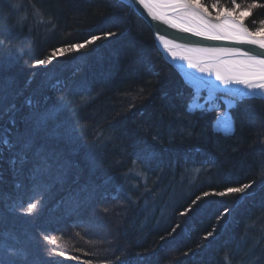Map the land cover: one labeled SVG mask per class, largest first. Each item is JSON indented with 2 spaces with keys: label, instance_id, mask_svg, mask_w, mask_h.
I'll return each mask as SVG.
<instances>
[{
  "label": "trees",
  "instance_id": "trees-1",
  "mask_svg": "<svg viewBox=\"0 0 264 264\" xmlns=\"http://www.w3.org/2000/svg\"><path fill=\"white\" fill-rule=\"evenodd\" d=\"M6 1H12L9 4L17 10V13L12 16H15L18 21L23 17V19L32 21V23L35 22V25H32L34 32L31 31L28 34L29 38L27 40L30 41V47L28 50L26 49L27 53L22 57V63L17 65L16 62L13 63V60H11L10 73L18 80L16 82L20 86L16 88L13 85L15 82L14 77L11 80H8L7 77H5L6 80L4 78L0 79V83L4 87V92H0V94L7 93L8 97L7 99H0V139L7 133L11 135L10 127L13 125L17 127L20 124L19 121H21L22 115L27 113L25 109L28 105L23 107V102L27 103L29 100L34 99L38 103L39 99L58 98V101H61L62 104V107L55 111L54 117L47 116L48 120L46 119L48 122L50 120L59 121L55 124L54 131L46 129L50 134L46 135L43 140L39 139V141L35 137H40L42 133L28 134L32 137L33 145L37 143L49 148V150L46 149V151L41 152L49 157L51 166L40 173L35 172L36 175L34 176L39 181H48L49 176H54L55 179L61 177V180L67 178L72 180L74 184L80 179L83 181L82 184L89 181L88 184L85 183L89 187V191L81 192L95 196V199L100 202L108 200L107 203L114 205V203L124 202V200L136 196L131 188L116 191L121 183H118L116 177L113 178V171L110 170L116 168L117 165L121 166L120 169L122 170H119V176L124 177L125 172L128 175L127 182L129 184L132 179L130 175L143 177L147 173L149 179L154 180L157 177L154 175L159 174L161 170L163 171L162 176L166 180L171 175L178 180L182 176L177 178V175H188L189 177V174L199 172L200 176H204L203 174L206 171L213 170L215 172L211 180H196L199 188L193 194H195L194 198L196 197L197 205L188 212V214H191L188 225L194 222L197 226H188L187 230L189 231L183 229L185 222L188 221H185L186 217L184 218L183 215H178L180 211L185 210L179 207L176 215L166 217V222L157 225V228L162 230L158 233V229H152L154 226L153 217L145 210H141L139 214L147 216L136 220H133L135 219L133 218L129 220L131 224L129 223L126 226H134L133 223L137 222L134 229L128 228L134 234L132 236L128 235V239L122 240L125 247L131 244L129 248L122 251H113L111 248H106L107 244L105 246L97 245L98 252L94 251L96 247L92 250L89 249L88 253L83 250L84 255H86L84 258L92 259V261L84 260L78 264H89V262L90 264H123V262L129 264L127 259L131 257L130 255L137 256L134 264H157L156 262L159 264H220L223 262L229 256V253L221 249L222 245L223 247L225 244L232 246V243L227 240H231V237L243 228L242 221L249 219L250 214L248 211L253 209L258 198H251V192L254 191L251 189H246L243 194H226L222 196L219 193L224 192L228 187H238L248 183H252L254 187L260 186V180L264 181V110H260L264 107V103L240 101L236 106L237 108L232 112L235 118V131L230 135L217 133L215 130H210L214 121V112L198 110L194 113L187 109L188 101H191L194 96L193 88L183 81L174 66L167 63L154 42L150 26L133 12L131 6H126L118 0H39L38 3H34V8L28 10L27 0ZM4 2L0 3V27L2 26V29L5 30V28L11 26L9 21H4L2 18L1 6L4 5ZM204 2L210 5L214 0H204ZM221 2L225 6L230 4V0H221ZM237 2L243 5L245 2H251V0H237ZM259 2L264 3V0H259ZM209 10L216 14L214 9L210 8ZM260 20H264V9H254L253 15L246 18L245 22L249 28H253L259 26ZM252 21L256 23L253 24ZM37 23L41 24L38 29L35 28ZM41 28L45 32L39 30ZM41 31L43 32L42 38L45 40L43 44L37 42L36 38L38 37H34V34L41 33ZM108 32L114 35L104 36ZM93 36L101 38L90 44L85 43L91 40ZM1 41H4V39ZM21 42L20 44L23 45L24 43ZM33 42L36 44L33 45ZM6 43L9 44L10 41ZM81 43H84L85 47L79 49L69 47ZM55 49H62V51L53 56ZM16 57L20 59V56L16 55ZM49 57H52L50 63L37 64L38 60H48ZM71 61H73V66H71H76L74 70L81 71L75 76L79 80L74 83L69 82L70 75H66L67 68L65 66H68L67 64ZM72 67L70 69L73 72ZM57 69L59 70L57 72L65 70L64 73H59L61 75L57 78L58 81H56ZM94 78L99 82L92 88L88 87L87 81ZM83 99L87 102L80 103ZM71 103L74 109L72 113L68 111V106ZM20 107L23 108V111L17 115L20 120L11 121L9 115L15 113V109ZM66 110L67 114L65 115L64 111ZM89 113L94 114V120H89V125L93 124L92 129L94 131L92 134H99L101 129L100 135H102V141L106 143L107 149L98 151L96 153L98 157L86 159L87 154L85 151H87V147L85 144L83 145L86 139V136H84L86 127L83 125V118ZM66 117V123L64 124L63 119ZM62 131H70V133L63 140L64 145L61 146L60 133ZM10 135L8 136L13 142L20 138V136ZM100 135L96 136L100 138ZM47 136L50 139H47ZM77 136L81 138L83 136L82 141L79 137L77 139ZM68 140L69 147H73V155H70L73 162L77 164V160L74 159H79L81 162L82 159H86V163L91 161L85 163L86 165L82 164L79 167L80 170L72 168L69 170L68 164H65L64 160L60 158L63 156L62 150L65 149L64 152L66 151ZM157 141H162V145ZM0 146L2 148V152H0V183L2 185L0 193L4 199L6 195L7 197L21 198L22 193L20 191L22 189L18 190L17 185L19 184L15 181H18L21 176L25 178L27 174H35L33 163L37 159L35 157L37 149H35V154L28 152V161L24 162L23 165L17 163L13 166L9 160L8 162L4 158H7L8 154H16L19 151V145L13 149ZM118 147L126 149L128 154L120 153ZM79 155L84 158H78ZM122 156L127 159L120 163L123 159ZM198 166H200V169H198ZM168 168L172 169L171 172ZM42 173L44 174L42 175ZM164 184L162 183V188ZM174 186L176 191V189L178 190L177 186L180 185L175 184ZM43 188L42 190L46 192H52L53 190L52 188ZM30 190L35 192V195L32 196L35 198L43 194L41 187L37 188V185L36 189L32 186ZM143 190L145 193L140 197L149 200L151 203L154 197L153 194H147V190ZM204 192H213V198L212 196L211 199L207 198ZM187 197L186 195L185 199L188 200V203L193 200V196ZM236 197L238 198L236 199ZM135 198L132 208L136 205V207L139 206L138 202L140 200L137 201L138 197ZM159 198L162 200L164 196ZM165 198L167 199V197ZM239 198L242 200L235 203L233 221L225 229L223 225L228 216L224 215L221 222L217 217L218 212L215 216L216 212H211L208 207L220 203V209L223 208L221 211L227 210L228 206ZM71 199L73 198L71 197ZM70 200L67 199L62 202V199H59V201L55 199V201H58V205L59 202L63 203L65 209H72L69 206ZM107 203H100L99 209L101 208L102 214L99 216H105L108 219L116 218H113L112 214L106 216L104 206ZM4 204H6V201ZM23 204L24 206L16 209L9 207L11 211L5 215H10L9 218L16 216L26 207L24 202ZM181 206L183 207V205ZM5 207V205L0 204V215L2 216L1 209H5ZM40 207L47 208V206L44 207L39 203L38 208ZM84 208L86 207H82L83 215H87V218L89 213L99 212V209L95 210L94 207L85 210ZM76 210H72L71 213L75 215ZM126 210L129 216L133 215L134 211L131 208L126 207ZM227 212L225 213L227 214ZM34 213L36 212L34 211ZM250 213L253 215L256 212L252 210ZM23 216V219H26L27 215L23 214ZM22 217H18V221H21ZM82 218L79 221L84 223L87 219L83 220ZM8 224V222L5 224L0 221V262H3V264H44L46 255L50 256L54 254L52 252H56V250L49 251L47 249V254L26 253L24 247L14 245L13 237L8 234L12 231L9 227L14 226L16 230L21 231L23 226L20 225V222L13 226ZM62 224H65V222ZM82 225L72 224L70 229L66 225H63L65 228L61 226L55 228H58L59 231L64 228L71 234L73 231L79 234L80 229L83 228ZM176 225H179V227L176 228L173 241L179 239L178 244L164 247L160 256V251H153L157 254L158 259L156 262H151L153 256L150 251L152 248L153 250L157 249L153 244L157 236L150 237L148 230L154 231V233L163 237L172 232L171 229ZM33 228L34 225H30V230ZM64 230L59 233H52L51 237L54 235L60 237ZM209 232L217 235L213 241L205 237ZM107 234L114 240L115 237L112 233L107 232ZM180 234L183 238L181 240ZM4 235L6 237H2ZM244 240L250 246L249 239L244 238ZM64 241L66 242V240ZM59 243L57 245L64 246L62 247L63 253V249L67 245L63 242ZM173 246H177L180 251ZM110 247L116 248L117 245H111ZM195 248L201 251L178 260L181 253L183 254L184 251L190 253ZM169 252H174L175 256L173 255L169 259L168 256L166 257ZM54 255L57 256V254ZM53 261L55 264H60L59 257H55ZM225 261H230V258ZM256 261L262 264L259 258Z\"/></svg>",
  "mask_w": 264,
  "mask_h": 264
},
{
  "label": "bare ground",
  "instance_id": "bare-ground-1",
  "mask_svg": "<svg viewBox=\"0 0 264 264\" xmlns=\"http://www.w3.org/2000/svg\"><path fill=\"white\" fill-rule=\"evenodd\" d=\"M133 1H134V3H136L138 5L139 9H141L142 11H145V13H147V15L149 17H151V15H149L147 9H145L143 6H140L138 4L137 0H133ZM153 8H154V11L158 15H166L167 14L166 16H167L168 20H170V21L175 20L178 23H184L189 27H200L201 26V22L199 20H195V19H192L190 17H182V15L180 13H176V12L172 11V9L168 6L158 5V7H153ZM3 15H4V13H3ZM2 18L4 21H7L4 19V17H2ZM9 19L12 20L14 25L16 26V29H12V30H16L13 32V34L17 35V37H18L17 41L18 42L22 41L21 43H24L27 46V50H28L30 47V43H29L30 41L27 40V38H29L28 34L31 31L34 32V30L30 27H32V25H35V22L32 23V21H28L27 19H23L22 22L19 23L15 16H11V17H9ZM222 19L223 18H221V20ZM145 22H146V20H145ZM212 23H214V24L219 23V21L214 20V22L212 21ZM146 24H148V23L146 22ZM154 24L156 25V28H157L156 31H157L158 39H159V42L161 45H164L168 40H172V39L175 40L177 44H197V45H201L204 47L215 48V49H234L237 46L243 45V44L238 43V42L233 41V40H206V39H203L199 36L194 35L191 32H186V31L181 30L180 28L173 27L170 22H165L163 20L155 19ZM148 25L150 26V24H148ZM151 31H152V28H151ZM8 33H12V32H10L9 29H8V31L2 29V26L0 27V59L2 60V61H0V63H3V65L0 64V79L7 77L8 80H11L14 76L10 73V66H9L8 62L6 63V55L5 54H6L7 50L14 51L16 49V47L11 43H9V44L6 43L7 42L6 37L8 36ZM152 35L154 36V42L156 44V36L153 34V31H152ZM161 36L165 37L164 41H162L160 39ZM34 37H37V36L34 34ZM2 39H4V41H6V42L1 41ZM25 45H24V47H26ZM226 45H229V48H225ZM170 47L172 48V51L176 54L177 57L189 56V57H191V60L193 63H200L201 66H205V67H207L209 65V63L212 65L213 74L211 76H209L207 73H201V72L197 71L195 68L188 67L187 61H184V60H181L178 58L174 59L176 64L183 70L185 76H187L189 80L187 78H185L177 69L179 74H180V77H182L183 81L192 88H193V86H192L193 84L190 85L191 82L194 84H195V82H198V83L205 84V85L206 84L217 85L221 88H226L225 91H227L228 88L229 89L233 88L237 92L239 91V92L243 93L244 95H247L246 93L248 92V89H246L243 85L233 83L230 86H226L220 80L216 79L215 72L218 70L220 72V74L224 75V76L245 78V77H248L250 75V73H252L253 71H258V70L250 69L246 66V62H247L248 58L245 56L227 55L224 58L221 56L218 57V55L221 54L220 52H216V53L194 52V51H188L187 49H184V48H178V47H175L173 45H170ZM25 50H26V48H25ZM241 50H243V51L245 50L246 52L249 51V50L247 51V49H245V48L241 49ZM161 54H162V52H161ZM168 54H169V52H168ZM170 56H172V55H170ZM206 57H208V58H206ZM209 57L213 58L214 60H210ZM171 66H174V65L171 64ZM196 73L199 75V77L202 76L203 78L198 79V77L196 76ZM193 77L195 78V80L193 79ZM13 80L15 81L13 83V85L16 88L19 87L20 84H18L16 82L18 80H16L15 77L13 78ZM198 89H199V87H198ZM31 101H32V103H31L30 107L27 106L28 102L27 103L23 102V106H27V108L25 110L27 111L28 114L33 113V112H37L35 115H38L41 113H48L49 114L48 116L54 117L55 111L58 110L59 107H62L61 101H58V98H56V99L47 98V99H43V100L39 99L38 103L35 102L34 99ZM188 104H190V102ZM220 108H221L220 110H224L225 107L221 106ZM262 109L264 110V107L260 108V110H262ZM227 110H229V108H227ZM209 111H212V110H209ZM213 111H215V110H213ZM224 113L230 114V110L225 111ZM64 114L65 115L67 114V110L64 111ZM35 115H34V117H31V118H28V117L23 118L21 121H19L20 124H18L17 127H15L14 125L11 126L10 127L11 128V132H10L11 135L9 133H7V134L10 136L14 135V136L22 137V136H27L28 134H34V133L40 132V131H42V133H44V131L46 129L48 131L49 130L54 131L53 128L56 127L55 124L59 122L58 120H56V121L50 120V122L45 120L43 125L38 126L35 122ZM231 115L234 118L233 113H231ZM213 118L216 119V116H214ZM52 119H54V118H52ZM215 121H213V123H215ZM34 125H36V127L37 126L38 127L37 128L33 127ZM211 128L212 129H210V130L215 129L214 124L211 125ZM69 133H70V131H67V132L62 131L60 133L61 134V136H60V139H61L60 145L61 146L64 145L62 139H65L69 135ZM225 135H230V134L225 133ZM47 139H50V137L47 136ZM33 147L32 148L34 149V152H35V149L40 150V151H46V149L49 150L48 147L46 148L42 144H37V143L34 144ZM66 147L67 148L69 147V140L66 144ZM64 150H62V151H64ZM14 155L8 154L7 155L8 159L7 158H4V159H6V161H8V160L10 161ZM35 157L37 158V154ZM27 163H29V162H27ZM179 171H181V170H179ZM36 173H40V172H36ZM36 173L35 174L31 173V175L27 174L26 175L27 177L25 176V178H23L21 176V178L18 179V181H15L16 183L18 182V184H19V186L17 185L18 190L22 189L20 191L22 193L21 198L20 199L18 198V200H15V199H12L14 197H7V195L5 196L4 201L2 203L0 202V204L2 206H4V205L6 206L5 210L3 209L6 214L9 211H11L10 208L16 209L18 207L20 208L21 206H24L23 202L26 204V207H27V203L29 202V199H31L32 196L35 195V192L31 191L30 188H32V186H33V188L36 189V185H37V188H40V187L41 188H43V187L52 188L53 190L51 193H54V194H56V193L65 194L62 198L59 197L58 201H59V199H62V202H63V201H66L67 199L70 200L72 197L74 201H77L76 205L78 207H81V208H78L74 212L75 215H73V213H71V212H73L72 210H75V209H71V208L65 209L63 206V203L59 202V205H58L57 204L58 201L48 200L47 203H49L52 206L49 209V212H47L48 207L46 209H43V207H40V208H38L37 211L35 210L36 213H33L32 215H27L26 219H23L24 216L22 217V215L24 214V212L21 210L20 213L16 214V216H11L10 218H9L10 215L9 216L5 215V217L0 215V221L5 223V224L8 222L9 226H13V225L20 222V225L23 226V229L21 231H18V230H16V228H14V226L9 227L12 231L9 232L8 234H11V237H13L14 245H16V246L20 245V246L24 247V251L26 253L30 252V253L47 254V252H48L47 249H49V251H55L56 250L57 253L56 252H52V253L57 254V258L60 257L61 259H63L62 263L65 264V261H67L65 259H68V258H64V256H61L62 247H64V246L63 245L62 246L57 245V243H59V240H54L51 242L52 238L48 235L55 233V232H57V233L61 232L65 228L63 225L69 226L68 229H70L72 224H77V225L84 224L83 222L79 221L80 218H82L83 213H84L82 207H86V208H84V210L87 208L92 209V207H94L95 210H98L100 203L101 202L107 203L108 200H103L100 202L99 200H96L95 196H93V195H87L86 192H81V193L77 192L76 191L77 187H75L74 182L72 180H68L67 178H63L61 180V177L60 178L58 177L55 179L54 176L53 177L49 176L48 181H43V182L39 181L37 179V177L34 176V175H36ZM43 174L44 173H42V175ZM196 176H197V174H195V173L191 174L188 177L187 183H189L190 180L195 178ZM260 181L261 182L259 183V185L260 184L261 185L255 186L256 188L254 187V185H252V183L251 184L248 183L251 185V187H249L247 190H249V189L254 190L251 192L252 193L251 198H258L256 200L255 205L253 206V209H252L256 213H253V215H252V213H249L250 214L249 219L242 221V224L244 226H242L243 228L240 230V232L242 234H244L243 237L248 238V239H254L258 235H261L260 234L261 233V223L263 222V219H264V217H263L264 216L263 215L264 214V181L263 180H260ZM187 183L182 182V185L185 188H188L189 185ZM180 188H182V187H180ZM143 189H145V188H143ZM178 190H180V189L178 188ZM178 190H176V192H178ZM157 191L159 192L160 189H158ZM161 193H162V196H164V198L161 200L162 202L160 201L159 207L156 208V205L154 204L155 201H154V203L151 204L149 202V200H147V203H149L150 206H152L154 208V209L151 208L150 211L148 210L149 212L147 211V213L153 217L154 226L158 225V222L160 220L158 218H162V217H160V212L166 211L167 208L164 205H166V204L168 205L169 204L168 202L170 200V198H169V200L166 201V198H165V197H167V199H168V196L170 195L169 192L164 193L161 191ZM206 193H207V195H205ZM204 195L207 196V198H210L211 196L213 198V192H204ZM259 197H261V198H259ZM241 200L242 199H238L233 204H230L227 208V211H228L227 214L225 213L226 210L221 211L223 208L220 209V207H221L219 205L220 203H215L212 205L210 203L211 206L209 205L210 207H208V208H209V210H211V212H213V213L216 212L215 216H217V212H218V214L220 216L218 215L217 217H218L219 221H221V222L223 220V216L227 215L228 217L226 218V221L224 222L223 228L224 227L228 228L229 227L228 224L232 223V221H233V213H234V208L236 206L235 203L240 202ZM5 201H6V204H4ZM180 203H181V205H183L185 207L190 204V202L188 203V200H186L185 198H183V200ZM107 204H110V203H107ZM252 210L249 209L248 212H252ZM98 211H99V214L97 212V215H94L93 217H95V216L98 217L99 215L102 214L101 208ZM220 212H222V213H220ZM38 214H41V216H38ZM183 216H184V218L187 217V215H183ZM251 216H252V218H250ZM258 216H260V217H258ZM18 217H22L21 221H18ZM94 219H96V218H94ZM36 220H38V221H36ZM63 222H65V224H62ZM252 222H254V223L258 222V223L252 225L253 224ZM30 225H34V228H36V231L38 233L35 232V230L31 231L29 228ZM59 226L64 227V228L61 229V231H59V230H57L58 228H55V227H59ZM184 226L185 227L183 229L187 230L189 227L197 226V224H194V222L191 223L190 225H188V223H185ZM96 229L98 231L101 228L97 227ZM187 231H189V230H187ZM126 232L128 235H131V236L134 234V232H131V231H126ZM73 233H76V231H73ZM121 233L122 234H119L118 236L114 234V237H117L118 239L126 238L123 235L122 231H121ZM105 236L107 237V235H105ZM222 236H223V234H222ZM2 237H6V235H4ZM45 237H49V239L46 240ZM54 237H56V236L54 235ZM205 237H207V235ZM231 239H234V238H231ZM115 240H117V239L113 240V239L109 238L108 241H105V244L112 245L113 243H115ZM57 246H59L60 248ZM221 249H224V251L229 250L228 251L229 256H227L223 262H225L226 264H243V263H241V258H238V256L240 257L243 255H246L244 253H247V252H245L244 250L241 251L239 249H235L232 246L226 245V244H225V247H223V245H222ZM227 258L228 259L230 258L231 262L225 261ZM259 260L262 263H264V257H262ZM223 262H221V263L225 264Z\"/></svg>",
  "mask_w": 264,
  "mask_h": 264
},
{
  "label": "rangeland",
  "instance_id": "rangeland-1",
  "mask_svg": "<svg viewBox=\"0 0 264 264\" xmlns=\"http://www.w3.org/2000/svg\"><path fill=\"white\" fill-rule=\"evenodd\" d=\"M4 1H6V0H1V2H4ZM38 1L39 0H33V1L27 0L26 2H28V3H26V6H27V8L29 7L28 10L30 8H34V3H38ZM118 1L121 2V3H124L121 0H118ZM9 2H12V1H6V2H4V5L2 4L1 9H2V11L4 13V15H3L4 19L7 20V22L9 21V23H10L9 25L11 26V27L5 28V30L8 31V29H9L10 32H12V33H8V36L6 37L7 38V41H10V43L13 44L16 47V49L14 51L7 50L6 51V54H5L6 55V63L8 62L9 66L11 67L12 66L11 65V60H13V63L16 62L17 65H20V63H22L21 62L22 57L24 56V54L26 55V53H27V50H25V48L27 49V46L25 45L26 47H24V44L21 45L20 44V41L19 42L17 41L18 37L15 34H13V32L16 31V30H12V29H16V26L14 25L13 21L9 19V17H11L12 15H14V13L16 14L17 13V10L13 6H11V4H9ZM124 4L126 6L127 5L128 6H131L128 3H124ZM132 10H133V7H132ZM133 12L135 14H137L134 10H133ZM137 15H139L142 18V16L140 14H137ZM212 16L213 17L214 16L216 17V14L215 13L214 14L212 13ZM142 19L144 20V18H142ZM40 25H39V23H37V25L35 26V28L38 29V26L40 27ZM245 25L248 26L246 24V22H245ZM30 28H33V27H30ZM39 30H42L43 32H45L44 29H42V28L39 29ZM42 31H41V33L35 34L38 37V38H36L37 39V42H39L40 44L41 43L43 44V42H45V40L42 38V35H43V32ZM32 44L34 45L36 43L33 42ZM157 48H158V46H157ZM158 50H159V48H158ZM159 52L161 53L160 50H159ZM16 55L20 56V59H18L16 57ZM165 60L167 61V59H165ZM0 61H2V60L0 59ZM72 62L73 61H71V63H68L67 64L68 66H65V67L67 68L66 75L69 74L70 75L69 78H71V79L68 78L69 79L68 81L71 82V83L72 82L74 83V82H77L79 80V78L77 79V77H75V76L78 75V73L81 72V71L74 70L76 66L72 67L73 66V63ZM167 63H169V62L167 61ZM0 64L3 65V63H0ZM56 67H59V66H56ZM70 67H72L75 72L74 71L72 72V69H70ZM57 71H59V70L57 69L56 72ZM61 72L64 73L65 70H62L60 72H57V74H56V81H58L57 78L60 77L61 74L59 75V73H61ZM4 79L6 80V78H4ZM68 81H66V82H68ZM98 82L96 81L95 78L93 80L92 79L91 80H88L87 81L88 87H91L92 88L94 85L96 86V84ZM3 90H4L3 84L0 83V92H4ZM193 90H194V96H193V98H192L191 101L190 100L188 101V102H190V104L187 105V109H189L191 112H194V113L197 112L198 110L199 111L200 110H203V111L212 110L211 112L216 113L215 116H217L218 113H224L225 111H229L230 110V115H231V113L233 112V110L235 108H237L236 106L238 105V103L240 101H254V102L259 101V103H264V98L263 97L259 98L257 96H251L250 95V97L242 98V97H239V96H235L234 94H231V93H229V94H224V93H219V92L218 93H215V92H212V91H209V90H202V89L199 90L198 88H194ZM1 98L7 99L8 98L7 97V93L0 94V99ZM82 102H85L86 103L87 101L83 99V100H81L80 103H82ZM233 102H235V103L233 104ZM27 104L30 107L31 104H29V103H27ZM221 106L222 107L224 106L226 109L224 108V110H220L221 109L220 108ZM227 108H229V110H227ZM213 110H215V111H213ZM22 111H23V108L22 107H20L18 109H15V113L16 112H18V113L16 115H15V113H11L9 115V117H11V121L16 122L17 120H20L17 117V115L20 112H22ZM68 111H70V113H72L74 111L73 104L72 103L68 106ZM36 113L37 112H33V113H29V114L28 113H25V114L22 115L21 120L23 118H26V117H28V118L34 117V115ZM93 116H94V114H90L89 113L86 117L83 118V125H85V127H86V133L84 134V136H86V139L84 140L85 143H83V145L85 144V146L87 147V151H85L86 154H87V156H86L87 158L86 159H89L90 157H96L97 156L96 153L98 151L107 149V146L105 145L106 143L102 141V135H100L101 132H102V130L100 129V131H99L100 133L99 134L98 133L92 134V132L94 131V129H92L93 128V124H91V126H90L89 125V123H90L89 120L93 121L94 120V117ZM231 118H232V120L234 122L233 123V130L230 133H226V134H231V133H233L235 131V119L233 118L232 115H231ZM66 119H67V117L63 119V123L64 124L66 123ZM215 120L216 119L214 118V121ZM69 121H67V122H69ZM213 124L215 126L216 125V121ZM73 125H75V123H73ZM94 126L97 127L98 125H94ZM33 127H36V125H34ZM213 130H216L217 133H221V134H224L225 135V132L222 129H219V128L215 127V129H213ZM40 132L42 133V131H40ZM49 134L50 133L45 130L44 133H42L40 137H35V138L38 141H39V139H42L43 140L45 138V136L46 135H49ZM95 134L98 135V136L100 135V138H98ZM105 134H106V132H105ZM78 137H79V139L81 138L80 136H77V139H78ZM82 139H83V136H82V138L80 140L82 141ZM104 139H105V137H104ZM112 139H111V141H112ZM63 140L64 139H62V141ZM78 147L80 148V146H78ZM0 148H1V146H0ZM81 150H82V148H81ZM118 150L122 154H128L126 152V149H123V147L122 148L121 147H118ZM33 151H34V149L32 148L31 151H29V152L31 154H33ZM72 151H73V147L70 146L68 149H66L65 152L63 151V156L61 155L62 157H60L61 159L64 160V163L65 164L66 163L68 164V169L69 170L71 168L72 169H76V170H80L79 167L82 166V164L83 165H86L87 163H90L91 162V161L90 162L87 161V163H86V159H82V162L79 159H74V160H77V164H76L75 162H73V159L70 158V155H73L72 154ZM0 152H2V151H0ZM35 152H34V154H35ZM80 155L78 156V158L79 157L80 158H84V157H81ZM112 155H115V154H112ZM83 156H85V155H83ZM122 158H123V156H122ZM125 159H127V158L121 159L122 161H120V163L121 162L123 163L125 161ZM134 167H135V165H134ZM120 168H121V166H118L117 165L116 168H113L112 170H110V171H113V173H112L114 175L113 178L116 177V180L118 181V183L119 184L121 183L120 185H118L119 186V189L116 188L117 189L116 191L119 192V191H124V189L131 188L134 191V194L136 195L135 197H138L137 201L140 200L138 202V205L139 206L136 207L137 206L136 205L134 208H132V203L136 199L135 197L132 198L133 200L132 199H129V200L127 199V200H124V202L114 203V205H112V204H106L104 206L105 207L104 210L106 211V216H108V214H112L111 216L113 218L114 217H116V218H114V219H108L105 216H102V217H93L94 215H97V213L91 211L92 213H89L88 214L89 215V217H88L89 219L87 218V215H83L84 217L82 219L83 220H86L87 219L86 221H84V223L87 226L84 227V224H83L82 225L83 228L80 229L79 234H77V233L76 234H73V233L71 234V233L67 232L66 229L64 230V232H62V234H61L60 237H57V236L56 237H54V236L51 237L52 234H50V235L47 234L48 236H50L52 238L51 242L58 239L60 241V243L62 241L65 245H67V247L65 249H63V253H64L63 256H64V258H68V259H65V260H67V261H65V264H78V263H80V261H84V260L92 261V259L89 260V259L84 258V257H86V255H84L85 253H84L83 250H85L88 253L90 251L89 249L92 250V249H94L96 247V249H94V251L95 252H98L99 250L97 248V245H99V246L100 245L101 246H105L104 245L105 244V241H108V239L110 238V236L107 234V232L108 233H112L113 236H114V234L118 236L119 234H122L121 233V231H122L123 232V235L126 238H123V239L120 238V239H118L117 237H115V238L113 237L114 239H117V240H115V243H113L112 246L113 245L114 246L117 245V247L116 248L115 247L112 248V247H110L111 245L107 246L108 245L107 244L106 245V248H111L113 251L114 250H117V251L120 250V251H122V250H126L127 248H129V246H131V244L130 245H127L125 247L124 246L125 244L122 242V240L128 239L127 238L128 237V234L126 232L128 230V228L132 230V228L134 229L135 228L134 226H136V224H137V222H136V223H133L134 226L131 225L129 227H126L130 223L129 220H131L133 218H135L133 220H136V219H140V218L146 217L147 215L146 216H144V215L142 216V215L139 214L141 212V210H145V212H147L148 210L150 211L151 208H153L152 206H150L149 203H147V199L145 200L144 198H141L140 197V195H142V194L145 193L144 190H143V188H145L147 190V191L145 190L147 194H149V193L150 194H153L154 197L152 198L151 203H154V201H155L154 204L156 205V207H159V203L161 201L160 198H159V197L162 196L161 191L164 192V193H168V192L172 191L170 193V195L168 196V199H166V201H168L169 200V197H170V200L168 202L169 204L168 205L167 204L164 205L167 208L166 211H161L160 212V217H162L164 219H162V218L160 219V221L158 222L159 223L158 226H159L161 223L167 221L166 217L171 216V215H174V214L176 215V212H178L179 207H181L182 209H186V208H191L192 209V207H196L197 200H196V197L194 198V195L195 194H193V193L196 192L197 188H199L198 185H197L196 180L197 179H201V180L202 179L203 180H211L213 174L215 175V172L213 170L206 171V173L204 172V174H203L204 176H200L201 174H199V172H194L195 174H197L198 177L196 176L195 178L191 179L189 183H187L188 182V175H184V176L183 175H177V178H178V176H182L181 178H178V180L177 179H174L173 176L171 175L170 178L168 176V179L166 180L162 176L163 171L161 170L162 172L160 171L159 174H155L154 175V176H157V177H155L154 180L153 179H149V176L147 175V173L145 175H143L144 178L143 177H136V175H134V176L130 175L132 177V179L130 181L128 180L130 182V184L132 185V186H130V184L127 182V178H128L127 176L128 175L125 172H124V177L123 176H119V170H121ZM149 168H150V165H149ZM198 169H200V166H198ZM171 170H170V172H171ZM131 172H132V170H131ZM190 175L191 174H189V176ZM80 176H81V174H80ZM91 177H92V175H91ZM124 180H125V182H124ZM76 182L77 183H75L74 185H75V187H77V190H76L77 192L81 193V191H87L88 190L89 187L86 184H88L89 181L84 182L82 184L81 182H83V181L80 179V181L77 180ZM182 182L187 183L189 185V187L188 188H185L182 185ZM162 183L163 184L165 183L163 185V188L161 186ZM175 184L180 185V186H177L180 189V190H178V192H176L175 189H174V187H175L174 185ZM0 187H2L1 183H0ZM112 187H113V185H112ZM114 187H116V186L114 185ZM180 187H182V188H180ZM158 189H160L159 192L157 191ZM41 190H42V188H41ZM168 190H170V191H168ZM41 192H43V194L41 196H38L36 199L39 201V203H41L42 206H44V207L47 206L48 207L47 208V212H49V209L52 207L49 203H47L48 200H55V199L57 200L59 197L62 198L65 195V194H60V193L53 194V193H51L49 191L46 192L44 190H42ZM186 195L188 196L187 198H190V197L193 196V198H192L193 200L190 201V204L187 205L186 207L185 206L182 207L180 202L183 200V198L186 197ZM2 196L3 195L1 194V196H0V202H3L4 201V198ZM237 198L238 197H236V199ZM12 199L18 200L17 197L12 198ZM193 201H195V203H193ZM69 202H70L69 206H71L72 209H75L76 210L78 206L76 205V203L74 202V200L71 199ZM126 207L131 208L134 211L133 215L135 217H131L133 215L129 216V214H127ZM3 209H1V210H2L3 216H4L6 213L4 212L5 209L4 210ZM184 211L185 210L180 211L178 213V215H180V213H183ZM248 213H250V212H248ZM98 214H99V212H98ZM186 215H187V217L185 218V221H188V222H185V223H189V221L191 219V217H190L191 214H188L187 213ZM38 216H41V214H38ZM94 218H96V219H94ZM36 221H38V220H36ZM252 223H253L252 225H254V224H257L258 222H256V223L252 222ZM97 227H100L101 229H99L97 231V229H96ZM152 229L153 230H155V229L157 230L158 228H157V226L156 227L153 226ZM159 229L157 230L158 233H160V231H162L161 228H159ZM34 230H35V232H37L36 231V228L32 229L31 231H34ZM84 232H86V233H84ZM105 232H106V234H105ZM260 234L261 235H258L254 239H249L250 246H248L246 244V241L244 240L245 237H243L244 234H242L240 231H238V233H236L235 235H233L231 237V238H234V240L233 239L227 240V241H229V242L232 243L233 248L239 249L241 251L244 250L245 252H247V253H244L246 255H243V256H240V257L238 256V258H241V263H243V264H253L255 262V264H260V262H257L256 259H258V258L261 259L262 257H264V240H263L264 239V222L261 223V233ZM105 235H107V237ZM148 235L150 237H152V238L155 237L154 235H156L157 236V239H159V241H157V239H154L156 241L153 240L154 241L153 244L157 247V249L156 250H153V248H152V250L150 251L151 252L150 254H152V256H153L151 258V260H150L151 262H156L157 259H158V256H156L157 254H155L153 251H156V252H159L160 251V253H159V256H160V254L163 251L164 247H167V246H170V245H176V244H178L177 242L179 241V239L176 240V241H173L175 232L174 233L173 232H169V234H166L165 236H163L164 239H161L160 238L161 236L159 234L154 233V231H151V230H148ZM212 235L213 236H207V237H208V239H211L213 241L214 240V237H216L217 235L215 233L214 234L212 233ZM261 236H263V237H261ZM178 237H179V235H178ZM181 239H183V238H182V236L180 234V240ZM64 240H66V242ZM126 242H129V241H126ZM158 242H160V243H158ZM127 244H129V243H127ZM173 247L178 248L177 246H173ZM178 250H179V248H178ZM200 251H201L200 249H196L195 248L190 253L189 252H186V253H188L187 255H185V251H184L183 254L181 253V256H179V259L178 260H180V259H182L184 257L190 256L192 253L195 254V253L200 252ZM173 253L174 252L167 253L166 257L168 256L169 259H170L174 255ZM227 253H228V250H227ZM92 256H94V255H92ZM130 256L131 257H129L127 259V263L134 264L135 258H137V256L136 255H130ZM55 257H57V256H55L54 254H51L50 256L47 255V257L45 258V261L43 263L44 264H55V262L53 261ZM89 258H92V257H89ZM62 262H63V260L59 257V263L60 264H64ZM156 263L159 264L158 262H156ZM171 263H175V262H171ZM102 264H104V263H102ZM123 264H126V262H123ZM262 264H264V263H262Z\"/></svg>",
  "mask_w": 264,
  "mask_h": 264
},
{
  "label": "snow or ice",
  "instance_id": "snow-or-ice-1",
  "mask_svg": "<svg viewBox=\"0 0 264 264\" xmlns=\"http://www.w3.org/2000/svg\"><path fill=\"white\" fill-rule=\"evenodd\" d=\"M140 6H143L147 9L149 15L152 16L153 19L163 20L165 22H170L173 27L180 28L183 31L191 32L196 36H199L206 40H233L241 44H251L258 47L261 50H264V20L259 21V26L249 28L245 25V20L248 17L253 15L254 9H264V3H260L259 0H251V2L242 3L237 2V0H230V4L225 6L222 4L221 0H214L213 3L207 5L204 0H137ZM155 5H165L172 9V11L176 13H180L182 17H190L195 20H199L201 22L200 27H189L184 23H178L175 20H168L165 15H158L153 6ZM214 9L216 11V20L219 23H212V13L209 9ZM221 18H223L221 20ZM23 17L20 18L21 22ZM255 24V21H252ZM114 35L111 32L105 33L104 36H112ZM101 37L93 36L91 40L86 41L85 43H92L95 40L100 39ZM160 39L162 41L165 40V37L161 36ZM170 45H175L178 48H184L188 51L194 52H205V53H228L241 55L248 58L246 62V66L250 69L258 70L250 73L248 77L238 78L231 76L221 75L217 70L215 72V76L217 80H220L224 85L230 86L233 83L241 84L246 89H248L247 95L255 96L257 94L264 96V51L259 54H254L252 52H246L239 48L235 49H215L208 48L197 44H177L175 40H168L164 44V48L169 52L170 55L173 56L174 59H181L187 61V66L190 68H195L197 71L201 73H207L209 76L213 74L212 65L209 63L207 67L201 66L200 63H193L191 57L189 56H181L177 57L176 54L172 51ZM70 48H83L85 47L84 43L81 44H73L69 46ZM62 49H55L53 51V56L56 53L61 52ZM51 58L48 60H38L37 64H46L51 62ZM29 104L32 103L31 100L28 101ZM235 102H233L234 104ZM198 106V105H197ZM48 113H41L35 115L36 124L43 125ZM233 120L230 114L218 113L216 116V125L215 127L222 129L225 133H230L233 130ZM154 139H156L154 137ZM162 145V141H157ZM0 145L3 147H7L9 149L15 148L19 145V151L11 158L10 163L15 166L17 163L23 165L24 162L28 160V152L31 151L33 147V140L31 135L22 136L18 138L15 142H13L10 137L5 134L2 139H0ZM2 151V148H0ZM51 166L49 157L42 153L40 150H37V159L34 160L33 163V171L41 172ZM22 170V169H21ZM19 186V185H18ZM251 187L250 184H243L238 187H228L224 192L219 193V195L226 194H243L246 189ZM207 195V193L205 194ZM199 199V198H198ZM195 203V201H193ZM39 205V201L32 197L27 203V207L23 208L22 211L26 215H32L35 210H37ZM191 208H186L183 213L180 215H186ZM227 211V210H226ZM179 225H176L171 229L172 232L176 231V228ZM208 236H212V233L209 232ZM45 239H49V237H45ZM164 239V237H161ZM188 253H185L187 255ZM63 255V253H61ZM117 259H119L117 257ZM3 264V262H0ZM90 264V262H89Z\"/></svg>",
  "mask_w": 264,
  "mask_h": 264
},
{
  "label": "water",
  "instance_id": "water-1",
  "mask_svg": "<svg viewBox=\"0 0 264 264\" xmlns=\"http://www.w3.org/2000/svg\"><path fill=\"white\" fill-rule=\"evenodd\" d=\"M121 1H123L124 3H128V4H130L132 7H133V10L137 13V14H140L143 18H144V20H146V22L148 23V24H150V27L152 28V31H153V34L156 36V45H158V48H159V50L162 52V54H163V56H165V58L167 59V61L170 63V64H172V65H174L178 70H179V72L185 77V78H187L188 79V77L187 76H185V74H184V72H183V70L176 64V62L174 61V58H173V56H170L169 54H168V51H165L164 49V45H161L160 44V42H159V39H158V34H157V31H156V25L154 24V20L155 19H153L152 18V16L151 17H149L148 15H147V13H145V11H142L141 9H139L138 8V5L136 4V3H134V1L133 0H121ZM153 7H158V5H155V6H153ZM167 12V11H166ZM166 14V13H165ZM167 15V14H166ZM165 15V16H166ZM211 19H212V21L214 22V20L215 21H217L216 20V17L214 16H212L211 17ZM173 40V39H172ZM247 45V46H246ZM173 46H175V45H173ZM225 48H229V45H226L225 46ZM236 48H239V49H247V51L248 52H252V53H254V54H259V53H261L262 51H264V50H261V49H259L258 47H256V46H254V45H251V44H243L242 46H237ZM235 49V48H234ZM245 51V50H244ZM227 55H235V54H228V53H221L220 55H218V57H226ZM217 57V58H218ZM206 58H208V57H206ZM210 58V57H209ZM216 58V59H217ZM215 59V60H216ZM210 60H214L213 58H210ZM196 76L198 77V79L199 78H203L202 76H200L199 77V75L196 73ZM193 79L195 80V78L193 77ZM189 80V79H188ZM193 84V85H192ZM190 85H192L193 86V88H198L199 87V89H202V90H209V91H212V92H215V93H224V94H229V93H231V94H234L235 96H239V97H242V98H247V97H250V95H244L243 93H241V92H237L236 90H234L233 88H231V89H229L228 88V90L227 91H225V89L226 88H221V87H219V86H217V85H211V84H201V83H198V82H195V84L194 83H192L191 82V84ZM255 96H257V97H259V98H261V97H263L264 98V96H261V95H259V94H257V95H255Z\"/></svg>",
  "mask_w": 264,
  "mask_h": 264
}]
</instances>
